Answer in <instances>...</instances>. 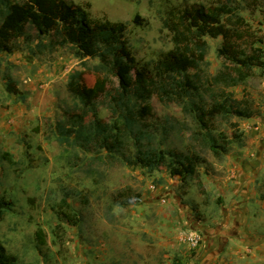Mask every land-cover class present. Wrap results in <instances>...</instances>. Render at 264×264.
Masks as SVG:
<instances>
[{
  "label": "rangeland",
  "instance_id": "374dc122",
  "mask_svg": "<svg viewBox=\"0 0 264 264\" xmlns=\"http://www.w3.org/2000/svg\"><path fill=\"white\" fill-rule=\"evenodd\" d=\"M67 1L89 5L94 18L127 24L126 40L137 68L146 69L151 76L156 75L155 64L173 48L172 35L163 26L168 12L185 5L209 7L217 2ZM246 1L249 10L244 9L242 14L259 29V23L264 22V1L256 2L261 6L257 5L256 12H252L253 0ZM4 8V0H0V20ZM136 16L142 19L141 25L134 23ZM27 32L30 42L21 38L13 53H0V201L12 203L0 220V243L7 254L16 258L15 264H167L166 255H173L168 256L170 264L179 263L176 249L162 246L156 224L161 216H167L170 201L184 205L196 193L193 189L201 194L198 186L203 184V174L215 172L224 156H215L209 150L192 114L176 103L162 102L158 94L151 100L145 129L153 134L155 146L164 151L200 155L203 162L198 165V178L171 176L165 165L153 172L129 165L126 157L134 153L131 139L125 140L123 150L116 154L94 141L87 148L72 140L60 143L57 124L85 112L67 90L69 76L80 71L86 93L97 89L103 76L92 70L97 59L82 58L70 45L51 50L49 39L37 38L31 27ZM260 35L264 37L263 30ZM207 41L210 66L205 69L216 74L221 68L217 49L222 39ZM8 76L15 80L19 95L7 92ZM116 84L114 81L107 86L109 94H114ZM228 92L238 100L245 97L254 109H260L264 102V70L257 69L245 85ZM109 94L96 101L97 117L104 123L114 119ZM205 98L210 101L209 96ZM93 119L88 114L85 123ZM232 122L243 133L241 145L259 126L237 117L229 121L216 119L214 133L225 135L231 142L229 153L241 146L235 142ZM219 142L224 143L221 138ZM184 196L190 199L185 201ZM208 200L206 195L205 203ZM192 208L197 220L205 219L198 205ZM40 229L45 235L43 245L36 236Z\"/></svg>",
  "mask_w": 264,
  "mask_h": 264
},
{
  "label": "trees",
  "instance_id": "16d2710c",
  "mask_svg": "<svg viewBox=\"0 0 264 264\" xmlns=\"http://www.w3.org/2000/svg\"><path fill=\"white\" fill-rule=\"evenodd\" d=\"M252 2V12H256L255 8L260 6L256 2L262 0ZM247 3L246 0H217L209 7L185 5L170 10L163 26L172 35L173 48L155 64L154 76L146 69L137 68L126 40L127 24L94 18L89 5L83 7L67 0H24L22 3L4 0L0 53H13L21 38L30 42L27 29L31 27L37 38L49 39L47 44L51 50L70 45L82 58L97 59L98 64L92 70L103 76V82L91 93L83 91L80 71L69 76L67 90L80 101L85 112L57 124L60 143L72 140L75 145L87 148L94 141L107 152L116 154L123 150L125 140L131 139L134 153L126 157L129 165L150 172L165 165L171 176H181L183 180L198 178L202 157L156 147L153 134L145 129V120L151 114V100L158 94L162 102L176 103L194 116L206 146L215 156L229 153L231 142H227L225 135L214 133L212 125L216 119L247 120L260 115V109H254L248 99H235L228 92V89L245 85L257 69L264 70V37L260 35L264 22L259 23L258 29L243 16L242 11L249 10ZM141 20L136 16L134 23L141 25ZM207 38L222 39L217 49L221 68L216 74L205 69L210 66ZM114 81L117 83L114 94H109L107 86ZM6 90L12 95L20 94L10 76ZM105 94L110 95L109 109L114 118L111 123L97 117L96 101ZM206 96L210 101H206ZM88 114L94 119L85 123ZM231 126L235 142L241 145L243 133L238 131L239 125L232 122ZM198 187L205 194L201 182ZM11 206L12 203L0 201V220ZM36 236L40 245L45 244L41 229ZM15 262L16 258L7 254L0 243V264Z\"/></svg>",
  "mask_w": 264,
  "mask_h": 264
},
{
  "label": "crops",
  "instance_id": "0c3cea01",
  "mask_svg": "<svg viewBox=\"0 0 264 264\" xmlns=\"http://www.w3.org/2000/svg\"><path fill=\"white\" fill-rule=\"evenodd\" d=\"M262 105L260 115L247 119L259 125L251 130L249 140L225 155L215 172L203 174L205 194L193 189L196 193L191 201L188 196L182 198L189 200L184 205L170 201L167 216L156 224L162 246L175 248L179 263L264 264V102ZM192 203L204 213V220L195 218ZM189 232L202 236L195 251L182 241ZM168 256L173 255L165 256L170 264Z\"/></svg>",
  "mask_w": 264,
  "mask_h": 264
},
{
  "label": "built area",
  "instance_id": "2783aa9c",
  "mask_svg": "<svg viewBox=\"0 0 264 264\" xmlns=\"http://www.w3.org/2000/svg\"><path fill=\"white\" fill-rule=\"evenodd\" d=\"M182 241L187 244L192 251H195L202 243V236L198 233H187L182 236Z\"/></svg>",
  "mask_w": 264,
  "mask_h": 264
}]
</instances>
